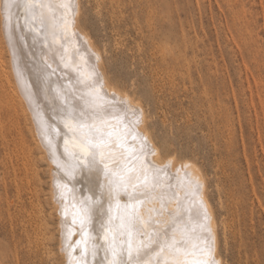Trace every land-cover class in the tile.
Listing matches in <instances>:
<instances>
[{
	"label": "rangeland",
	"instance_id": "rangeland-1",
	"mask_svg": "<svg viewBox=\"0 0 264 264\" xmlns=\"http://www.w3.org/2000/svg\"><path fill=\"white\" fill-rule=\"evenodd\" d=\"M80 1L107 75L141 101L163 154L205 174L224 264H264V0ZM0 25V264H66L51 156L2 8Z\"/></svg>",
	"mask_w": 264,
	"mask_h": 264
},
{
	"label": "snow or ice",
	"instance_id": "snow-or-ice-1",
	"mask_svg": "<svg viewBox=\"0 0 264 264\" xmlns=\"http://www.w3.org/2000/svg\"><path fill=\"white\" fill-rule=\"evenodd\" d=\"M0 8L17 61V77L32 101V85L19 64L21 45L43 56L44 45H54L59 39L60 50L67 53L66 46L78 35L70 34L67 27L77 6L74 0H3ZM83 47L87 49L86 44ZM90 55L94 61L99 59ZM29 58L37 77L49 81L55 70L31 52ZM69 67L64 64L61 70ZM73 71L75 75L67 83L58 77L59 87L49 85L64 130L41 119V130L57 161L60 179L71 182L76 169L96 173L88 177L79 200L60 201L65 218L62 250L67 254V264H218L208 209L202 200H196L199 182L187 171L179 180V169L173 172L170 163L157 166L146 158L155 154V148L138 131L140 110L130 112L115 93L109 98L102 91V77L94 62L80 63ZM60 138L63 153L57 154L54 141ZM101 174L107 178L106 183L100 182ZM56 187L61 195L70 191L59 180ZM177 188L183 189V197ZM122 194L125 203H121ZM173 200L176 210L168 207ZM153 201H158L159 207H150L147 216L143 215L144 206ZM165 215L171 217L170 222L162 219Z\"/></svg>",
	"mask_w": 264,
	"mask_h": 264
},
{
	"label": "bare ground",
	"instance_id": "bare-ground-1",
	"mask_svg": "<svg viewBox=\"0 0 264 264\" xmlns=\"http://www.w3.org/2000/svg\"><path fill=\"white\" fill-rule=\"evenodd\" d=\"M74 3L77 6L76 14H75L74 19L71 20L70 24L67 27H68V32L70 34L71 33H78V35L73 38V42L72 43H70V44H68L66 46L67 47V53H64V52H62L60 50L61 41L59 39H57V42L54 45H48V44L44 45L46 51H44L43 56H40L38 54V50H33L31 48L25 50L23 45H21L19 64H20L21 68L25 70V72L27 74V79H28L29 83L32 85V91L35 94L34 97L32 98V101H30L29 96L26 95V93H25V91H24V89L22 87V84H21L20 80L17 77V61L14 60V58H13V50H12V47H11L12 65H13V68H14V73H15L14 75L16 77V84H17L18 88L20 89V91L22 92L21 96L25 99L26 103L28 104V106L30 108V113L32 114V117H33L34 123L36 125L37 131L39 132V133L37 132L38 133L37 135L41 137L42 143L44 145V148L48 150V152H49V154L51 156V157H49V159L51 158V167H50L51 168V172L50 173H51V176H52V180L51 181H52V185H53V188H52V201H53L55 209L57 211L59 210V213H60L59 215H61V217L60 216L58 217L59 219H61V221L58 220L60 222V224H61L59 226V228L62 226L59 230H61L63 228L62 229L63 231L61 230L62 234H63V232H64L63 221H64L65 218L63 216V205L60 202L61 199H63L65 203H67L69 199L79 200L82 197V195L84 194L83 193V188L85 186H87V184L89 183L88 177L89 176H93L94 177V176H96V173H94V172L93 173H86L82 169H76L73 172V176H72L71 182H69V180H67V179H60L61 173L58 172L57 168H56L57 161L52 156V152L50 151L49 146L47 144V141L45 140V138L43 136V133H42V130H41V119L47 120L55 128H59L61 131L64 130L63 129V125L61 123H59V117L56 115L55 102L53 101L52 93L49 91V85H51L52 88L59 87L60 86V81L57 80L58 77L64 83H67L69 77L75 75V72L73 71V69L78 64L84 63V62H87V63L91 64V63L94 62L98 73L102 77V81H103L102 91H106L109 94V98H111V94L115 93V95L118 97L119 101H121L122 103H125L128 106V109H129L130 112L134 111L136 109L140 110V113L142 114V116H141L140 124L138 125V131L141 132L145 137H147L148 141L155 148V154L150 156V157H146V158L147 159H151L157 166H163L165 164L170 163L171 166H172V171L173 172H176L177 169H179V175H178V179L179 180H183L184 179V172L187 171L188 173H190L191 178L193 180H196V181L199 182L200 190H199V193H198V195L196 197V200L197 201H201L202 200L204 205L208 209V213H209V217H210L209 226L211 228L212 236L214 237V245H215V253H214V255H215V259L217 260L218 264H224V260H223V258L221 256L220 251H219V234H218V229H217V220H216V216L214 214V210H213V208L211 206V203H210V201L208 199L207 181H206L205 174L203 173L201 168L196 163L190 162L191 160L190 161H182L181 162L175 157V155L165 156L163 154V151L161 150L159 145L154 140L153 135H152L151 131L148 128V125H147L148 116L146 114V111H145L144 107L141 104V101L139 102V100L135 99L134 96L131 93H129L126 90H123V89L119 88L114 83H112L111 79L107 75V73L105 71V67H104V57H103L102 51L96 45V43L94 42V40H93L92 36L89 34V32L86 29H84L82 27V25L80 24V22H79V18H80L79 16H80V13H81V1L80 0H74ZM13 11L17 12L19 10L18 9H13ZM21 23H22V21H21ZM21 31H23V29H21ZM25 40H29L30 41V37L28 35H25ZM83 44L87 45V49H85L83 47ZM6 48H8V47H6ZM30 52L34 56H36L37 60H43L44 63H47L48 65L51 66L52 69L55 70L52 73L49 81L41 80L40 78L37 77V75L32 70L31 60L29 58V53ZM74 52L77 53L75 56L73 55ZM90 54H95V57H98L99 59L94 61L93 57ZM0 58H2V57H0ZM3 58H4V56H3ZM1 61H6V60L3 59ZM64 64H68L70 67L68 69H64L62 71L61 69L63 68ZM6 65H4V66L6 67ZM4 66L3 67L1 66L2 70L5 68ZM13 68H11V69L13 70ZM4 71H5V69H4ZM10 71L11 70H9V72ZM8 75H10V74H8ZM2 77L4 78V76L1 75V77H0L1 80L3 79ZM9 78H12V77L10 76ZM7 79L8 78H6V80ZM11 81L12 80L10 79L9 84H10ZM52 81H56V83H51ZM3 84H5V83H3ZM9 84H5V85L8 86ZM12 84H13V87H14V83H12ZM5 89H7V88H5ZM12 89H14V88H12ZM8 90H9V88H8ZM12 91H14V90H12ZM18 92L19 91H17V93ZM10 95L12 96V94H10ZM13 95H15V94H13ZM8 96H9V94H8ZM16 97H17V95H16ZM8 99H9V97H8ZM18 100L21 101L20 99L16 98V100H15L16 103L18 102ZM13 101H14V99L13 100L11 99V102H13ZM19 103H20V105H22L21 102H19ZM14 106L15 105H13V107ZM14 110H15V107H14ZM69 147L70 148L73 147V143H72L71 140L69 142ZM54 150H55V152L57 154L63 153V138H60V139L54 141ZM61 159H64V157L61 156ZM117 159H119V157H117ZM184 165H188L187 169L184 168ZM108 166H109L110 169L115 170L113 163H109ZM106 179L107 178H105L103 176V174H101L99 176V180L102 183H106ZM57 180H59V182L61 184H67L70 191L64 192L61 195V193L58 192L57 187H56ZM177 191L179 192L180 196L183 197V195H184L183 189L177 188ZM120 199H121V203H125L126 202V199L123 196V194L121 195ZM150 204H151L150 206H152V207H159V202L158 201H153ZM168 207L171 210H176L177 209L176 201L173 200L168 205ZM142 214L147 216V214H148L147 210H146V212L142 211ZM68 219L70 220L71 216H69ZM162 219H164L165 221H168V222L171 221V217H168L167 215H165ZM61 231H60V234H61ZM60 238H61V240L59 241L60 242V244H59L60 245V250L62 251L63 256L66 258L65 262L67 264V259H68L67 254H66L65 251L62 250L63 237L61 236ZM77 238H78V233H77V235H75L73 237V239L75 240ZM77 254H79V253H77Z\"/></svg>",
	"mask_w": 264,
	"mask_h": 264
}]
</instances>
